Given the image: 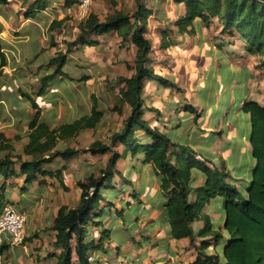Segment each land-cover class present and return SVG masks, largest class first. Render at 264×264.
Listing matches in <instances>:
<instances>
[{
	"label": "trees",
	"instance_id": "16d2710c",
	"mask_svg": "<svg viewBox=\"0 0 264 264\" xmlns=\"http://www.w3.org/2000/svg\"><path fill=\"white\" fill-rule=\"evenodd\" d=\"M8 1L0 0V4ZM46 1L35 0V5L27 13L34 16L35 11L45 6ZM172 1L183 7V13L172 21L178 33L187 31L195 20H205L209 24L210 17L216 16L223 32H230L231 36L237 33L248 50L264 51V0ZM71 3L72 0L65 1V4ZM151 13L152 9L139 0L136 10L131 14L115 10L104 20H100L95 13L89 12L79 23L78 35L72 43L66 44L68 50L76 43L93 44L96 41L89 39L92 34L113 31L122 39H129L135 45L136 52L133 73L117 78L122 86L118 89L117 103L112 108L120 112L123 104L130 107L122 127L108 136L110 144L95 140L87 149H80L92 154H108L107 164L104 169H100L99 176L89 174L86 182L75 181L79 190L76 204H61L49 226L55 231L52 244L60 249L55 264L103 263L102 259L94 256L95 251L102 252L109 248L104 247L109 229L104 227L100 219L104 211V205H99L103 201V189L113 188L117 192L114 196L116 198L124 190L122 185L111 181L115 173L120 174L115 169L116 162L121 157L138 154L143 162L151 165L157 175L159 190L165 197L162 217L169 226V235L175 240L186 238L195 249L194 258L189 264H264V102L243 97L238 99L234 107L248 115L247 139L249 154L254 161L249 167V178L246 183L240 184V189L232 183L237 178L230 175L225 163L217 165L210 157L195 151L189 145L172 141L166 133L145 118L146 82L177 88L173 82L161 77L154 66L149 65L152 47L144 32ZM58 24V21L53 20L49 28ZM161 44L166 46L169 43L163 41ZM0 56L3 63V54L0 53ZM66 58L65 53H57L47 60L44 65L55 66L50 73L40 76L37 96L43 94L50 78L65 74L62 67ZM262 66L264 68V61ZM28 98L31 106L36 108V113L27 123L28 141L21 152L30 155L31 159L23 160L20 153L14 155L15 159L11 158L10 153L3 154L0 156V175L6 178L20 174L24 176V183L31 182L38 175L55 176L61 187L67 190L63 181L66 165L49 167L46 164L53 162L55 157L67 160L77 153L78 149H60L56 145L82 129L94 128L103 117L104 110L95 103L89 114L50 127L46 120L41 119L36 99L29 95ZM188 109L195 111L192 107ZM1 140L5 139L0 134V149L13 148L7 141L3 143ZM116 143L123 146L122 152L111 148ZM15 163L19 165L18 170L13 167ZM122 180L128 183L123 177ZM115 198L107 203L115 209L116 214L122 213L124 208L116 207ZM210 200L219 203L217 210L222 209V216L216 221L205 211ZM122 202L126 205L132 203L130 199H122ZM1 209L2 207L0 213ZM92 228H96L94 232L99 230L97 239L94 238V233L90 235ZM6 249L7 245L0 242V254Z\"/></svg>",
	"mask_w": 264,
	"mask_h": 264
},
{
	"label": "rangeland",
	"instance_id": "374dc122",
	"mask_svg": "<svg viewBox=\"0 0 264 264\" xmlns=\"http://www.w3.org/2000/svg\"><path fill=\"white\" fill-rule=\"evenodd\" d=\"M139 1L149 8L157 5L158 9H156L154 15L160 18L170 12L173 14L175 8L178 7L177 4L170 3V0ZM91 3L89 12L95 13L100 20H104L108 14L113 13L115 10L131 14L137 8V0H91ZM60 10L58 9L57 11L59 12ZM76 13L77 11H74V13L71 12L70 17L67 15L59 19L57 17H60L61 13H58V15L50 13L57 18L54 19V21L59 22V24L55 25L52 29L49 28L50 24L44 29L45 31L43 34L45 38L47 37L48 41L44 50H46L45 52L48 53L50 57L55 56L57 53H65L66 57L68 56L67 53L70 50L67 49L66 44L72 43L79 33L80 21L84 20L80 19ZM66 18H70L71 21L65 23ZM152 19V16L148 17L147 29L145 32V36L149 38L153 45V52L150 55L152 60L149 65L155 66L159 63L160 68H155V71H157L161 77H165L167 80L173 82L174 86L177 88H170L171 86H167V88L170 89H164L162 92L160 91L158 93L150 88L149 94L151 96L148 99V105L150 109L154 108L155 110H158L160 107L159 111H161L163 103L167 104L170 101L173 102L174 99L175 101L173 103L177 104L179 101L181 103V106L171 105V109H175L177 112L174 114V118L176 119H174L175 121L168 131V136L173 141L189 142L193 148H196L202 154H207L208 145L214 137L213 135H219V133L214 134L211 131H220V123H222L224 132L231 131L232 129L249 131V123L247 119L243 118V111L234 109V107L237 105L238 99H243V97L245 99H254L264 102V68L262 66L264 51L248 50V47L245 46V42L238 38L237 33L231 36L230 32L227 34L223 32L224 29L221 26V22L216 16L210 17L209 24H207L205 20H197L199 21L197 25H191L185 33L179 34L180 39L188 38L187 41L184 39L186 44L183 46L176 48L175 44H171L168 48L161 50L160 41H163L162 38L164 37V33H167V30ZM176 29L175 27L174 30ZM171 37L172 36L168 34V37L164 40L171 43V41H173ZM32 41L35 43L38 42V35L36 36V33L34 37L32 36L31 43ZM100 43L99 47L102 53L100 56L101 67L97 69V71H99V75L101 76H99L95 85H85L83 87L84 89L81 92L82 103L78 101L75 103L74 100L71 102L67 93L74 92V89L72 85H68L69 92L62 90L63 97L57 100V104L49 110L47 114L49 126L56 127L82 114H88L91 111L92 105L95 103L98 107L105 109V114L94 128L82 129L73 136L60 140L59 143H57L60 149L68 147L79 150L67 160L61 161L66 165L65 179L70 186L76 188L77 186L74 184V181L81 180L86 182V177L89 174L99 176L101 173L100 169L105 168L108 160V154L106 153L92 154L88 150L81 151L80 149H87L95 140L110 144L108 136L121 128L123 119L129 114L130 110L128 106H123L121 111L117 112L116 110H112V105L115 103L118 89L122 86V84L117 82L118 76H130L134 71L136 47L129 39H122L114 32L102 37ZM74 45L75 44H72V47ZM210 47L211 50L209 51ZM217 47H221V49L216 50ZM84 52L87 53L88 51L85 50ZM35 55L37 60L42 61L43 57L41 53H36ZM105 57H107L110 62L109 66L105 63ZM46 61L47 60H45V62ZM65 62L68 63V61ZM54 66L55 65H50V71L54 69ZM59 83L58 80L54 84ZM39 85L40 81L37 82L35 87L36 93L39 89ZM61 87L65 89L63 85H61ZM78 93L79 92L76 91L74 95L78 96ZM159 97H162L163 100ZM210 100L214 101L209 102ZM188 107H192L196 112L191 111ZM200 110H202L201 113H198L197 111ZM170 115L171 112H168V116ZM176 123H180V126H187L189 130L192 131L203 129L202 131L206 132L202 133L200 135L201 137L185 134L178 135L177 131L181 130L179 126L175 127ZM16 131L20 132L13 138L14 148L11 152V158L15 159L14 155L20 153L23 160H29L31 156L21 152L23 145L28 140V131L26 132L23 126L17 128ZM237 143V153L232 152L233 155L228 158L227 162L233 161V165L235 166L234 169H230V175L233 178L242 179V183L244 184L249 178V171L248 175H244V170L248 168L246 163L247 159L242 154L240 143ZM111 148L114 150H121L122 146L116 144ZM238 151L240 154H238ZM236 154H238V157ZM123 165L126 167L129 164H126V162L123 164L119 162L115 167L116 169L118 167V169L123 170ZM132 170L130 165L126 168L127 172L124 174V179L128 180V183L124 186L125 191L122 193L123 196L119 197L121 199L127 197L130 193L129 191L132 192L134 188H141L139 186L141 184L138 185V181H146L144 176L148 173L144 172L143 166L136 169L137 172H139L136 183L131 180L130 174ZM120 176H122L121 173L114 174L111 181L116 184H121ZM148 176L151 178L152 173L150 172ZM149 178L147 180H149ZM236 186L241 189L240 184ZM126 188L129 190H126ZM70 191L69 195L76 193V190H73L72 187H70ZM116 193L111 187L103 189V202L105 204L100 219L104 227L109 229L107 236L109 237L110 245H113L100 252V254H104L105 260H103V263L105 262V264H114L115 262V255H113L115 251H113L111 247H116V245L125 242L124 238L126 236L131 237L133 234L131 235L130 232H133L134 229L137 234L143 232L144 229L140 226V216L144 214L148 208L146 204L137 200L130 205H126L121 201V207L124 209L122 213L116 214L115 209L111 208L107 203L115 198L114 196ZM131 195L132 198H136V195ZM152 201L153 204L160 205L163 201V197L157 195L152 198ZM218 217L219 214L213 213V221H216ZM152 224L154 226L158 225V227H167L166 222H163L161 225V222L153 221ZM141 243L143 246L146 244L143 241H141ZM129 244L131 248L142 245H138L137 240L131 241ZM183 244L184 247L182 248L179 243H177V247H174L180 248L179 251L176 250L178 258L176 259L173 256L172 260H167L165 264H176L174 262L177 261L180 262V264H187L188 261L194 258L195 249L188 241ZM153 247L154 244L147 248L150 253L149 255L155 254V252H153ZM166 248V246H162V250ZM36 249H39V247ZM124 257L129 261L133 259L131 253H124ZM124 259L119 258V261H121L119 263L132 264L131 262L124 263ZM0 264H3V262Z\"/></svg>",
	"mask_w": 264,
	"mask_h": 264
},
{
	"label": "crops",
	"instance_id": "0c3cea01",
	"mask_svg": "<svg viewBox=\"0 0 264 264\" xmlns=\"http://www.w3.org/2000/svg\"><path fill=\"white\" fill-rule=\"evenodd\" d=\"M34 1L35 0H9L6 4H0V53L3 54L4 58V62L2 63L0 56V134L3 135L5 139L1 141L3 143L7 141V143L11 144L12 146L13 138L18 132H20L16 131L17 128L23 126V128L27 132V123L30 118L36 113V108L31 106L28 95L34 98V100L36 99V101L39 103L40 117L41 119H44L47 122L48 111L51 110L57 104V100L59 98L63 97L62 90L68 91V85H72L74 89V92H72L73 94L69 91V93H67V96L70 98L71 102L74 100L75 103L76 101L82 103L81 92L84 89L83 87L85 85H95V82L98 80L99 76H101L99 75V71H97V69L101 67L100 56L102 55V53L99 46L101 44L100 42L102 40V37L106 36V34L113 32L111 31L102 34H92L89 39L96 41L93 44L84 42L76 43L73 47L71 46L70 51L67 53L68 56L66 58V61H68V63L65 62L62 67L65 74L63 76L59 75L50 78L43 94L37 96L35 87L37 85V82L40 81V76L42 74L51 72L49 68L50 66L44 65L47 62H45V60H48L50 58L49 54L45 52L46 50H44L48 42L47 37L45 38L43 34L45 31L44 29H46L54 19H59L67 15L70 17L71 12L74 13V11H77V9L76 4L73 0V3L71 4H65L66 0H47L45 2V6L42 9L35 11V15L32 16L27 13V11H29V9H31V7L35 5ZM170 3L177 4L178 7L175 8L173 14L170 12L167 13V15L165 14L161 16V18L154 15L156 9H158L157 5L155 7H151L152 13L150 16H152V20L154 22H157L158 25H162L167 30V33H164L165 38H162L163 41H166L164 39L168 37V34L172 36L171 39L173 40L166 46H163L161 44L163 41H160L161 50L168 48L169 46H171V44H175L176 48L179 46H183L184 44H186V42H184V39H186V41L188 40L187 37L184 39H180L179 34L181 33H178L177 29L174 30L176 26L172 24V21L183 13L182 4H178L172 0H170ZM58 9L61 10L58 12ZM50 13L54 15H58V13H61V15L60 17L56 18ZM70 21V18H66L65 23H68ZM198 22L199 21L195 20L192 25L195 26ZM35 33L36 36L38 35V42L35 43L34 41H32L31 43V38L32 36L34 37ZM151 47L152 48L150 55L153 52L152 43ZM85 50H87L88 52L85 53ZM210 50L211 47L209 48V51ZM216 50L220 49L216 48ZM36 53L42 54V61L36 59ZM105 63L107 64V66L110 65V62L108 61L107 57H105ZM159 66L160 64L158 63L154 66V68H160ZM164 79L166 78L164 77ZM58 80L60 83L54 84ZM61 85H63L65 89H63ZM150 88L158 93L160 91L162 92V90L164 89H170L172 87H161L154 82H146L147 94L145 100V109H147L145 110V118L150 121L151 124L156 125L162 132L168 135V131L171 128L172 123L175 121L174 119H176L174 118V114L177 112V110L171 109V105L174 104L181 106V103L180 101H176L178 102L177 104L173 103L175 101L174 99L173 102L170 101L167 104L163 103V108H161V111H159L160 107L158 110H155L154 108L150 109V106L148 105V99L151 96L149 94ZM76 91L79 92L78 96L74 95ZM116 94H118V91ZM115 98L116 100L112 107L117 103V96ZM159 98L163 100L162 97ZM211 101L214 100H210L209 102ZM123 106L128 105L125 103L123 104ZM98 108L103 109L105 114L104 108ZM201 111L202 110L197 112L201 113ZM168 112H171L170 116H168ZM243 118L248 119V115L244 114ZM177 126H179L181 130L177 131L178 135L185 134L201 137L200 135L206 132L202 131L203 129H199L196 131L189 130V127L180 126V123H176L175 127ZM219 126H221L220 131H211L214 134L219 133V135H213L214 137L211 139V142L208 145L207 154L205 155L210 157L217 165L225 163L227 169L230 171V169H234L235 166L233 165V161L227 162V160L231 155H233L234 152L237 153L236 146L238 145L237 142H239L241 145L240 149L242 151V154L247 159L246 163L248 168L244 170V175H248L249 167L252 165V162H254L249 154L250 145L247 139L249 131H242L241 129H232L231 131L224 132L222 123H220ZM178 143L186 144L193 148L189 142ZM56 147L58 148L57 145ZM13 148L0 149V156L6 153L11 154ZM193 149L195 151H198L196 148ZM115 150L122 152L123 146L121 150ZM238 154H240L239 151ZM238 154H236V156ZM61 161L64 160H62L60 157H55L53 162L46 164V166L54 167L55 165L59 166L61 164H64ZM119 162H122V164L126 162V164L128 163L133 169L130 174L132 182L136 183L137 175L139 173L136 169L140 166H143L144 172L148 174L151 172L152 176L151 178H149L148 174H146V176H144V179L147 182L144 180L142 182L138 181V185L141 184L139 185L141 188H134L132 192L129 191L130 193L127 197L123 198L128 200L130 199L132 203H135L136 200L140 201L146 204L148 208L146 212L144 214H141L140 216V226L144 229L143 232L137 234L135 233L136 230L134 229L133 232H130L131 235L133 234L131 237L126 236L124 238L125 242L114 247L116 249L114 254V264H120L119 262L121 261H119V258L124 259V253H131L133 257L131 261L125 258L124 263L131 262L132 264H165L167 260H172L173 256L177 259L178 256L176 250L179 251L180 248L174 247H177L176 245L177 243H179L181 244L180 247L182 248L184 247L183 243L187 242L188 240L186 238L175 240L169 235V226L162 217V211L164 209L163 203L165 202V197L159 190V181L156 173L152 170V167L149 163H145L141 160L140 154L136 156L127 155L125 157H121L117 160L115 166H117V163ZM128 166L125 167V165H123V170L118 169L117 167V170L122 174V176H120L121 184L115 183L116 185H122L123 187L127 185V183L122 180V177L124 178V174L127 172L126 168ZM13 167L15 170H18V163L13 164ZM63 176V181L68 187L67 190L61 187L59 180L55 176L38 175V177L32 180L31 182L24 183L23 175L14 174L12 176L9 175L6 178L0 175V197H2L0 207H2V204L5 202H11L18 208L24 210L26 213V219L23 228L24 238L21 243L13 242L9 232L4 231L1 233L0 242L7 245V249L2 253L1 263L3 262V264H55L56 257L60 249L52 244L55 238V231L50 229L49 226L52 224L57 209L61 204L73 206L76 204L79 197L78 188L70 186L68 181L65 179V170L63 171ZM148 178L149 180H147ZM242 181V179L237 178V180L232 183L234 185H239L242 183ZM1 185H3V187H1ZM70 187H72L73 190H76L75 194L69 195ZM127 189L128 188H126V190ZM124 191L125 187L124 190L114 200V203L117 208L121 207L122 199L119 197L123 196L122 193ZM131 194L136 195V198H134L136 200L132 198ZM157 195H161L163 197V201L160 205L153 204L152 201V198ZM104 204L105 203L103 201L99 202V205L101 206ZM219 206L220 205L217 201L210 200L209 203L205 206V211L211 217L213 216V213L219 214L220 217L222 216V209L217 210ZM153 221H159L161 222V225L163 224V222H166L167 227H158V225L154 226L152 224ZM95 229L96 228H92L90 235L94 233L93 236L95 239H97L99 230H96L94 232ZM134 240H137L138 245L142 244L141 241L146 244L144 246L142 244L141 246L131 248V245L129 243ZM153 244V252H155V254L149 255L150 253L148 252L147 248ZM109 245L110 243L108 237L104 241V247L107 248L109 247ZM162 246H166L167 248L162 250ZM37 247H39V249H36ZM94 256L99 258L100 260H105L104 254H100V251H95ZM189 262L190 261H188L187 264H189ZM174 263L180 264V262L178 261Z\"/></svg>",
	"mask_w": 264,
	"mask_h": 264
},
{
	"label": "built area",
	"instance_id": "2783aa9c",
	"mask_svg": "<svg viewBox=\"0 0 264 264\" xmlns=\"http://www.w3.org/2000/svg\"><path fill=\"white\" fill-rule=\"evenodd\" d=\"M76 4L80 19H85L89 13L91 0H73ZM26 213L11 202H5L0 213V236L4 231L9 232L13 242L21 243L24 238V223ZM2 254H0L1 263Z\"/></svg>",
	"mask_w": 264,
	"mask_h": 264
}]
</instances>
